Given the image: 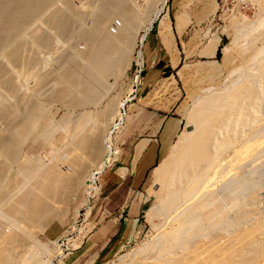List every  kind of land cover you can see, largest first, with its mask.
<instances>
[{
	"label": "bare ground",
	"instance_id": "6f19581e",
	"mask_svg": "<svg viewBox=\"0 0 264 264\" xmlns=\"http://www.w3.org/2000/svg\"><path fill=\"white\" fill-rule=\"evenodd\" d=\"M131 2L0 0V264L19 262L30 243L44 252L30 226L48 221L53 201L101 170L103 134L118 113L104 92L130 64L140 24L152 17ZM254 2L264 10V0ZM242 16L230 23L234 39L249 25ZM253 44L242 52L250 64L243 61L233 81L191 97L188 127L154 170L148 210L158 217L155 236L121 264H249L264 247V49ZM57 100L96 110L66 113L54 138L46 114ZM35 142L55 147L48 160L24 149ZM237 143L234 154H241L223 161Z\"/></svg>",
	"mask_w": 264,
	"mask_h": 264
},
{
	"label": "rangeland",
	"instance_id": "374dc122",
	"mask_svg": "<svg viewBox=\"0 0 264 264\" xmlns=\"http://www.w3.org/2000/svg\"><path fill=\"white\" fill-rule=\"evenodd\" d=\"M133 1L136 4L131 5ZM145 1L150 2L144 4V0H132L128 4L141 11L150 10L152 17L140 24L137 41L134 40L135 46L132 45L130 50V64L112 84L114 87L110 86L113 88L107 91L109 94L104 92L114 97L118 113L103 134L106 151L102 156V168L92 170L88 186L81 184L74 195L66 197L67 200L53 201V215L48 217L51 220L47 218L45 224L42 220L39 221L42 225L38 222L37 226H30L29 231L35 233L32 240L35 237L46 245V251L30 243L19 255L24 256V262L19 257L15 264H28L30 257L29 264L128 262L132 253L155 236L152 222L158 221V217L149 211L153 201L148 195L152 190L154 170L169 153L177 136L188 127L185 113L192 102L191 97L223 88L233 81L241 69L244 70L243 61L245 66L250 64L249 59L242 56L247 45L251 48L250 43L258 48L262 45L261 49H264V10L259 9L255 0H243L242 3L238 0H186L184 5L195 2L191 7L193 12L189 14L179 11L183 4L171 7L170 0ZM72 2L80 6L82 2L86 5L87 0ZM239 16L249 22L250 28L246 26V31L242 28L244 34L240 32L235 40L230 23ZM84 21L87 23L89 19L85 17ZM113 25L109 23L108 27L115 29ZM143 34V40L139 41ZM250 36H255V42L253 39L248 43L252 39ZM107 95L103 96L101 105L106 102ZM50 106L46 115L51 124L49 132L54 138L63 115L71 112V116L77 118L81 111L96 110L95 106L69 108L59 100ZM91 122L89 124L93 125ZM237 144L224 152L223 161L234 154L233 149L239 148ZM24 149L31 154L39 153L42 161L48 160L49 152L55 151L54 146L49 148L36 142L25 145ZM261 247L249 258V264H264V247Z\"/></svg>",
	"mask_w": 264,
	"mask_h": 264
},
{
	"label": "crops",
	"instance_id": "0c3cea01",
	"mask_svg": "<svg viewBox=\"0 0 264 264\" xmlns=\"http://www.w3.org/2000/svg\"><path fill=\"white\" fill-rule=\"evenodd\" d=\"M206 0H203L202 2H205ZM186 2V0H170V6L171 7H176L177 5H179L180 7H181V5L183 4L184 5V3ZM188 3V2H187ZM195 2H193V1H189V3L188 4H185L184 6H182L181 8H179L180 10V12H182V13H186V14H189V13H191V12H193V10L191 9V7H192V5L194 4ZM188 18H189V20L191 19V17L190 16H187ZM152 41V38L150 39V42ZM148 44H149V39H148V42H147ZM131 178L133 179L134 177L131 175Z\"/></svg>",
	"mask_w": 264,
	"mask_h": 264
},
{
	"label": "built area",
	"instance_id": "2783aa9c",
	"mask_svg": "<svg viewBox=\"0 0 264 264\" xmlns=\"http://www.w3.org/2000/svg\"><path fill=\"white\" fill-rule=\"evenodd\" d=\"M235 1H236V0H230V2H235ZM242 2H243V0H238V3H242ZM115 25H116V24H115ZM115 25H114V26H115ZM110 30L113 31V28H110Z\"/></svg>",
	"mask_w": 264,
	"mask_h": 264
}]
</instances>
